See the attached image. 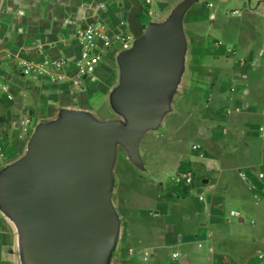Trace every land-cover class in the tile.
I'll list each match as a JSON object with an SVG mask.
<instances>
[{
  "label": "crops",
  "instance_id": "crops-1",
  "mask_svg": "<svg viewBox=\"0 0 264 264\" xmlns=\"http://www.w3.org/2000/svg\"><path fill=\"white\" fill-rule=\"evenodd\" d=\"M181 1L145 4L156 13L152 19L161 21ZM85 4L0 0V172L26 152L37 126L58 118L61 108H68L67 100L90 81L75 82L72 63L66 78L56 83L44 72L25 73L22 65L77 55L75 31L94 14L84 12ZM203 21H208L204 31L191 28V35L203 37L210 49L204 64L189 71L192 108L173 109L189 69L187 48L185 70L165 115L172 116L154 129L166 125L172 132L186 126L199 141L192 144V153L159 137L142 146L154 130L148 131L140 145L143 167L130 162L152 175L137 187L122 163V183L115 175L113 202L124 251L111 264H264L258 257L264 249V178L259 175L264 172V0H196L184 15L186 37L188 23ZM119 25L118 32L109 33L127 29L124 21ZM190 168L196 170L198 193L161 179ZM127 176L129 183L124 182ZM0 264H23L21 229L1 197Z\"/></svg>",
  "mask_w": 264,
  "mask_h": 264
},
{
  "label": "water",
  "instance_id": "water-1",
  "mask_svg": "<svg viewBox=\"0 0 264 264\" xmlns=\"http://www.w3.org/2000/svg\"><path fill=\"white\" fill-rule=\"evenodd\" d=\"M182 0L166 19L143 23L131 0L135 40L118 53L114 105L123 118L102 120L70 108L40 123L26 152L0 172L2 204L21 229L23 264H110L121 226L110 200L118 146L140 167L141 142L171 110L185 70Z\"/></svg>",
  "mask_w": 264,
  "mask_h": 264
},
{
  "label": "rangeland",
  "instance_id": "rangeland-1",
  "mask_svg": "<svg viewBox=\"0 0 264 264\" xmlns=\"http://www.w3.org/2000/svg\"><path fill=\"white\" fill-rule=\"evenodd\" d=\"M140 1L142 3V12L140 14L141 21L143 23H148L152 20H157V19H152L156 17V13L153 10L152 13H148L149 7L146 6L145 0H140ZM85 3L87 4H85L84 12H88V13L90 12L91 14L93 10L94 14L93 16L88 17L87 21H84L81 24L85 25L86 23L89 22L102 21L107 26L108 30H110L111 34H115L116 32L119 31L118 30L120 29L119 24L122 21H126V24L128 23V14L131 7L133 6L131 0H85ZM190 16H191V11L187 15L186 21L189 20ZM66 22H69L68 24H75V22L72 20L69 21L66 20ZM207 23L208 21L198 22L197 24H192V25L191 23H188L187 30L190 37L187 35L188 43H189L188 52H187V66H189V69L187 70V73L184 76L185 82L182 84L178 92V95L176 97L173 108L174 110L188 111L189 109L192 108L191 99L189 97L191 96L192 98L193 93L189 94L190 93L189 90L191 89L188 86L189 79L192 77L189 76V71L193 69V67L202 66L204 64V57L205 55L210 53V49L208 48V45L204 44L203 37L195 39L191 35L192 34L191 28H198L199 30L204 31ZM114 39H115V46L116 47L121 46V41L120 39H117L116 35H114ZM117 56H118L117 50L108 54L105 60H103L100 68L97 71L91 73L87 77L88 79L87 81L89 80L90 81L77 89V93L74 95V98L72 100H67L70 106V107L68 106V108L82 112H87L88 114H91L97 117L98 119H102V120L123 118V115L116 109L113 101L115 89L120 82V67ZM53 58H57V57H53ZM94 74H96L95 75L96 77L92 79ZM81 82L85 83L86 79L83 78ZM198 101L200 102L201 99ZM171 114L172 113H169L165 117V121L171 118L172 116ZM165 126L163 125L157 130L148 132V134L145 136L143 140L142 146L147 145L150 142L154 144L155 140L158 139L159 137L161 139L160 140L161 142H166V143L168 142V144L170 145H177L179 149L184 150L187 153L188 152L190 153L191 150L192 153V144L194 142L199 141L196 140L194 134L189 132L186 126H183L181 130H173L172 132L166 131ZM122 163L128 165V169L131 170V174L133 175V177H135L134 187H137L142 180L145 181L143 177H147L148 179L150 174L152 175V173H150L148 169L144 172L138 171V169H136L134 165H132V162H130V157L127 153L126 148L122 145H119L117 151L116 165L114 168L115 169L114 176L116 175L118 177L117 182L119 183H122L121 182L122 180L120 179L122 173L121 168H123ZM171 171H173V169ZM125 178L126 180L124 179V182L126 183L127 181V183H129L128 182L129 177L127 176ZM161 179L162 181H170V183L174 187L176 188L178 187L177 183H175L172 180L171 174L169 176L164 174L161 177ZM114 187H115V180L112 187H110V200L111 197L113 199ZM126 187L124 188V191H126ZM127 189H129V187ZM184 189L185 188H183V192L198 193L197 187L193 188L192 191L190 190L184 191ZM123 238L124 237L122 236V231L120 226V230L116 241V246L115 248H113L112 252L111 250L109 252L110 264L113 262V259L115 258L116 255L119 256V254L124 251V248L122 247Z\"/></svg>",
  "mask_w": 264,
  "mask_h": 264
},
{
  "label": "built area",
  "instance_id": "built-area-1",
  "mask_svg": "<svg viewBox=\"0 0 264 264\" xmlns=\"http://www.w3.org/2000/svg\"><path fill=\"white\" fill-rule=\"evenodd\" d=\"M149 1V0H147ZM152 9L148 8V13H152ZM126 23V21H124ZM116 35L120 39L121 46L119 53L123 49H128L133 45L135 36L129 29ZM80 52L74 57L60 56L57 58H48L42 63L22 62L23 71L25 73L44 72L47 73L49 79L56 83L66 78L67 66L72 63L75 68V82L87 78L91 73L96 71L97 67L103 62L108 52L115 46L114 36L109 33L107 26L102 21L89 22L79 26L75 31ZM236 109H239L237 107ZM0 137L2 133L0 131ZM193 147H198L194 145ZM195 172L193 168L177 172L172 176V180L177 183L178 188L183 191H192L195 188ZM260 177L264 178V172H260ZM202 198V195L200 196ZM232 215H239V211L232 210ZM258 257L264 261V249L260 250Z\"/></svg>",
  "mask_w": 264,
  "mask_h": 264
}]
</instances>
